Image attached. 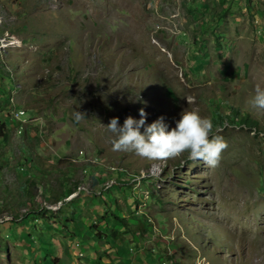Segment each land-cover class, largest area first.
<instances>
[{
	"label": "rangeland",
	"instance_id": "1",
	"mask_svg": "<svg viewBox=\"0 0 264 264\" xmlns=\"http://www.w3.org/2000/svg\"><path fill=\"white\" fill-rule=\"evenodd\" d=\"M0 35L20 43L0 45L11 49L0 54L6 68L0 73L6 78L9 71L8 82L19 84L8 100L30 115L25 130L29 136L38 130L43 150L27 148L16 131L27 122L11 112L18 127H9L2 147L12 149L13 159L0 176L14 192L24 186L23 207L31 209L34 197L45 204L55 196L54 207L66 205L61 193L68 187L67 195L99 197L114 186L106 183L118 184L106 210L118 209L120 219L141 215L136 226L151 235V264H264V109L249 104L254 86L264 87V0H0ZM140 107L146 123L162 115L169 126L184 107L211 120L219 110L224 123L212 131L225 147L218 163L188 159L186 150L164 158L113 150L114 133L104 124L112 116L118 123L128 114L138 117ZM230 108L256 125L239 124V116L227 123ZM25 154L33 155L27 167ZM12 164L29 177L13 181ZM0 191L3 198L5 188ZM24 223L22 240L43 250L41 264H57L45 249L48 229L33 218ZM20 229L0 224V264L21 262L20 246L8 252L3 241L18 243ZM59 255L58 264H70L69 255ZM79 258L88 263L83 252Z\"/></svg>",
	"mask_w": 264,
	"mask_h": 264
},
{
	"label": "crops",
	"instance_id": "2",
	"mask_svg": "<svg viewBox=\"0 0 264 264\" xmlns=\"http://www.w3.org/2000/svg\"><path fill=\"white\" fill-rule=\"evenodd\" d=\"M1 79L4 82H8V79L2 78V75ZM18 85L19 84H14V87L12 86V88L15 91L20 90V87H18ZM3 102H5V100ZM1 103L2 102L0 101V109H2L5 113L8 111V113L10 114L13 111H17L14 109L6 110V107ZM9 103V105L12 106L10 101ZM14 108L19 109L20 106L18 104H15ZM11 115L12 114H10L9 119L14 122L15 119H13V116ZM28 117L30 118V115ZM16 120H19V117ZM26 130L24 135L25 143H27L28 145L27 148H30L32 150H40V152H43L41 142L38 139V130L37 133H35V136L27 135L28 132H26ZM47 138L49 139L48 144H51L52 136L50 138ZM65 144L67 146V143ZM20 148H22L23 150V148H26V144H20ZM17 153H19V150H17ZM22 153V155H24L23 151ZM57 153L58 149L56 150L55 154ZM55 154L53 155V157L57 158ZM31 156L33 155L25 154V157H29V162L31 161ZM12 159V149H5V147H2L1 145L0 173L2 167H4L3 169H5V167L8 165V162H10ZM10 168L14 173V176L11 177L13 181L16 177L17 181H23V179L25 180L29 177L28 174V176L24 178L25 175L22 174L23 171H20L19 165L14 166V164H12ZM96 168L99 170L102 169L100 166ZM93 170L95 169H92L91 171ZM82 176L84 177V175ZM103 177H105L104 174ZM45 179L47 180V176L45 177ZM91 179L93 180V183L99 182L98 176H92L91 174ZM1 182L2 177L0 176V188H5V192H3L2 196L3 198H0V203L4 205V208L0 210V213L2 212L3 214H5L2 216V219L5 220L3 224H5L6 221H9L11 225L17 224L18 226H21V229L17 230L14 233L15 237L19 239L18 243L10 242L7 239L3 241L6 244L8 252L16 249L18 245L20 246L21 262L20 260L18 261L20 264H24V262H26V264H39L36 263L37 260L39 259V262L41 261L39 255H41L40 252H42L43 250H38L36 247H31V245L26 243L25 240H22V235H24V231L27 230V224L24 223V221L25 219L28 221L30 218H33V222L35 223L40 220L41 225L48 229L45 234L43 233L44 238L48 242V246L45 249L46 251H48V254H54L55 257H53V261H55L57 264L61 259L59 255V252L61 251H63L66 256L69 255V257H71L70 264H74L76 260L79 264H151V252L148 249L151 246L148 240L151 235L148 231H146V229L142 228L143 224H139V227H141L142 229H139L136 226L139 221L137 218H140L141 215H135L136 217L134 218H125L128 223L130 219H133L134 225H128L127 223L128 227H124L120 224H114L113 220H110L108 218L111 212H108L106 210V207L108 210L109 208L107 206L108 198L106 199L105 195L99 198V202H101L102 204V207H100L99 209L96 207L93 209V205L94 203H96L94 199L82 194L80 197H77V199L68 201L67 204L58 209L56 213H54V210L51 209V207H53V205L60 200L56 199V196L55 199L50 198V201L45 204H37L36 201H38V199L34 197L32 199V202H30V205L34 203L33 206H30L31 209L28 208L27 210V208L22 206L23 202L26 200L23 192H21V189L24 186L19 183L18 185H21L22 187L20 186L19 188H16L17 192H14L13 189L15 190V186H10V189H12L10 190L7 189L6 184L3 185V182ZM68 188L64 189L61 194H65L66 196L67 190H69ZM121 191H124V193H126V190ZM111 192L117 193L118 187H113ZM76 200H78L77 204ZM80 200L82 204L86 206V208L83 210L79 208V204L81 203ZM73 202L74 205L69 206L73 204ZM75 206L80 209V214H78V212L76 213ZM72 214H75L76 220L74 219V217L70 218V215ZM98 216H105V221L98 219ZM139 223L141 222L139 221ZM144 230L145 233L141 235V231ZM1 234H3L6 238V232H1ZM82 252L83 256H86V258L88 259V263L79 261L81 259L79 258L81 257L79 255H82ZM44 258L45 257H43L42 260ZM18 262H16V264H19Z\"/></svg>",
	"mask_w": 264,
	"mask_h": 264
},
{
	"label": "clouds",
	"instance_id": "3",
	"mask_svg": "<svg viewBox=\"0 0 264 264\" xmlns=\"http://www.w3.org/2000/svg\"><path fill=\"white\" fill-rule=\"evenodd\" d=\"M11 90H13V88ZM134 99H139V97L137 96ZM141 103H146V101H141ZM249 104L256 108L264 109V87H261L260 85L254 86L253 94L249 99ZM19 109L14 108V110ZM22 110L24 111L23 117L27 120L30 119L26 116L25 110ZM137 111L139 114L138 117L128 114L124 116L122 122L118 123V117L112 116L109 118L108 122L104 124L110 132L114 133V137L111 139V147L113 150L132 151L147 158L170 157L186 150L188 159H199L209 167H214L218 163L220 152L225 147V141L221 135L213 133L212 129L214 126L209 117L200 115L195 109L184 107L179 112V118L174 119V126H169L162 115H158L150 122L146 123L145 117L147 113L145 112V109L140 107ZM80 116L81 112L75 110L74 119L78 120L80 119ZM12 125L14 128L17 124ZM27 125L28 122L24 123V126L27 127ZM22 127L16 128V131L25 133V130L22 129ZM99 166L102 168L101 165ZM85 169H87V167L81 170ZM122 169V174H124L125 169ZM20 171H22L21 166ZM145 179H148V177L141 178L138 183L140 184V182ZM133 181L137 182L135 179H133ZM113 187H118V184L102 191L99 194V197H94L91 194L88 195V197H92V199L100 198L102 197L103 192H107L108 190L111 192ZM75 191L76 190H72L66 195V202L77 198V193H75ZM111 193L109 194V198H106L109 200L111 199V202H113ZM96 202H99V199L96 200ZM61 206H53L51 209L55 210L57 207L58 210ZM3 222H5V220L0 218V224ZM79 256H81V254Z\"/></svg>",
	"mask_w": 264,
	"mask_h": 264
},
{
	"label": "trees",
	"instance_id": "4",
	"mask_svg": "<svg viewBox=\"0 0 264 264\" xmlns=\"http://www.w3.org/2000/svg\"><path fill=\"white\" fill-rule=\"evenodd\" d=\"M5 34V33H3ZM2 34V35H3ZM8 34V33H7ZM5 51V50H4ZM2 52V51H0ZM0 69L4 71L5 67H4V63L1 62L0 60ZM6 78L9 80L11 78V75L8 74L7 72V76ZM9 89H12V85L10 82H4L2 79H1V73H0V101L3 102L5 100L6 104H5V107L8 105L9 103ZM6 96V98H5ZM219 99L217 98V101ZM221 107H223L221 105ZM5 112L0 109V146L1 145H5L9 142V139H10V135H9V132H10V128L9 127H13V122L8 118V114L7 112L4 114ZM214 117H212V122L213 124H216L218 126H221L223 123H224V118L222 117V115L220 114V111L217 110V111H214ZM238 116L240 117V120L238 121L239 124H243V125H246V127L250 128V126H253V125H256L255 123H252L251 121H249L248 119V116L245 115V114H239L238 110H233V109H229V112L226 116V120H227V123H233L234 124V120L233 119H238ZM26 129V126H24V130ZM24 150V148H23ZM24 160V166L27 167L28 165L26 163H29V157H23ZM70 163H73L72 161H69ZM74 164V163H73ZM75 165V164H74ZM81 167V168H80ZM79 168L80 169H84L86 168L85 164H82ZM107 196L109 198V194L111 193L110 190H108L107 192ZM104 195V194H103ZM102 195V196H103ZM111 201V199H110ZM118 207V206H116ZM114 211H117V212H112L110 213V215L108 216V218L111 220H113V223L114 224H120V225H123L124 227H127V224L124 222L123 218H126V217H123L122 219L118 218L116 216V213H118V209H115ZM108 215V214H107ZM98 219L100 220H104L105 221V216H98Z\"/></svg>",
	"mask_w": 264,
	"mask_h": 264
},
{
	"label": "bare ground",
	"instance_id": "5",
	"mask_svg": "<svg viewBox=\"0 0 264 264\" xmlns=\"http://www.w3.org/2000/svg\"><path fill=\"white\" fill-rule=\"evenodd\" d=\"M20 43L14 38H1L0 45H4L6 48H16Z\"/></svg>",
	"mask_w": 264,
	"mask_h": 264
},
{
	"label": "built area",
	"instance_id": "6",
	"mask_svg": "<svg viewBox=\"0 0 264 264\" xmlns=\"http://www.w3.org/2000/svg\"><path fill=\"white\" fill-rule=\"evenodd\" d=\"M7 108L8 109H14L13 106H9ZM17 115L19 116V118H22V122H28V120L23 117L24 111L22 109L17 110ZM107 185H116V184H108V183H106L105 186H107Z\"/></svg>",
	"mask_w": 264,
	"mask_h": 264
}]
</instances>
